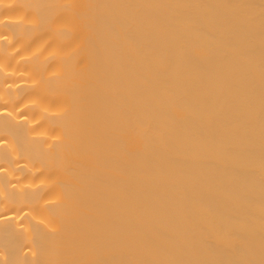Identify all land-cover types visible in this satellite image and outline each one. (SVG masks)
I'll return each instance as SVG.
<instances>
[{"label":"bare ground","instance_id":"bare-ground-1","mask_svg":"<svg viewBox=\"0 0 264 264\" xmlns=\"http://www.w3.org/2000/svg\"><path fill=\"white\" fill-rule=\"evenodd\" d=\"M0 264H264V0H0Z\"/></svg>","mask_w":264,"mask_h":264}]
</instances>
